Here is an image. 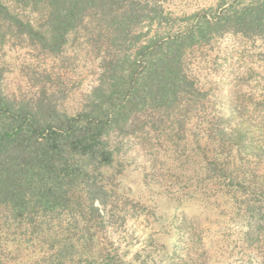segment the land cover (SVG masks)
Instances as JSON below:
<instances>
[{"label":"trees","instance_id":"16d2710c","mask_svg":"<svg viewBox=\"0 0 264 264\" xmlns=\"http://www.w3.org/2000/svg\"><path fill=\"white\" fill-rule=\"evenodd\" d=\"M170 1L0 0V49L18 44L50 63L30 71L32 94H11L0 65L4 235L48 242L57 264L95 255L93 264H114L93 250L117 200L128 143L163 140L184 153L196 113L215 132L217 122L205 119L208 86L187 60L229 35L264 42V0H220L183 18L167 11ZM83 68L93 79L73 104ZM237 132L242 150L247 136Z\"/></svg>","mask_w":264,"mask_h":264},{"label":"rangeland","instance_id":"374dc122","mask_svg":"<svg viewBox=\"0 0 264 264\" xmlns=\"http://www.w3.org/2000/svg\"><path fill=\"white\" fill-rule=\"evenodd\" d=\"M219 1L173 0L166 9L183 18ZM47 59L18 44L0 49L8 91L32 94L29 73L49 69ZM187 67L208 86L205 119L217 122L215 132L196 113L184 153L175 155L163 140L130 141L116 203L93 251L116 257L114 264H264V42L229 35L195 49ZM88 68L80 71L85 80L73 90V104L93 79ZM223 126L225 140L217 137ZM237 130L247 136L242 150ZM34 239L0 229V264H57L48 259V242Z\"/></svg>","mask_w":264,"mask_h":264}]
</instances>
